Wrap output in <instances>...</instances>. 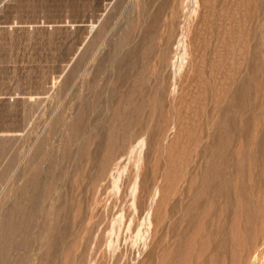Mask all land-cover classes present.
I'll list each match as a JSON object with an SVG mask.
<instances>
[{
    "label": "rangeland",
    "instance_id": "1",
    "mask_svg": "<svg viewBox=\"0 0 264 264\" xmlns=\"http://www.w3.org/2000/svg\"><path fill=\"white\" fill-rule=\"evenodd\" d=\"M0 264H264V0H0Z\"/></svg>",
    "mask_w": 264,
    "mask_h": 264
},
{
    "label": "bare ground",
    "instance_id": "2",
    "mask_svg": "<svg viewBox=\"0 0 264 264\" xmlns=\"http://www.w3.org/2000/svg\"><path fill=\"white\" fill-rule=\"evenodd\" d=\"M18 2V1H17ZM37 4V3H36ZM92 7V6H91ZM95 8V7H94ZM99 9H100V7H99ZM94 10V9H93ZM96 12V11H95ZM84 13V12H83ZM83 15V14H82ZM85 17V16H84ZM83 18V17H82ZM94 18V17H93ZM84 30H86V29H84ZM104 89V88H103ZM115 118V117H114ZM39 185V184H38Z\"/></svg>",
    "mask_w": 264,
    "mask_h": 264
}]
</instances>
